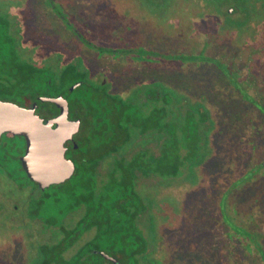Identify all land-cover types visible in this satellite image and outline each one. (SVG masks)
<instances>
[{"label": "flooded vegetation", "instance_id": "flooded-vegetation-1", "mask_svg": "<svg viewBox=\"0 0 264 264\" xmlns=\"http://www.w3.org/2000/svg\"><path fill=\"white\" fill-rule=\"evenodd\" d=\"M94 1L0 0V264H173L194 198L210 252L217 215L237 239L238 199L203 177L228 103L246 155L233 178L249 174L228 192L250 189L233 212L261 253L239 242L264 264V0H190L173 32L167 0H131L126 20Z\"/></svg>", "mask_w": 264, "mask_h": 264}, {"label": "rangeland", "instance_id": "rangeland-1", "mask_svg": "<svg viewBox=\"0 0 264 264\" xmlns=\"http://www.w3.org/2000/svg\"><path fill=\"white\" fill-rule=\"evenodd\" d=\"M165 2L164 5L167 4L166 6L168 9L161 16L159 21L166 23L170 32H173L180 27H184L186 30L190 25L188 22L192 16V11L195 9L193 5H190V0H167ZM94 5L98 7V9H104L107 13L114 15L115 20H126L123 16V12L129 11V14L132 16L136 3L133 5V1L131 0H95ZM88 6L92 8V3H89ZM147 20L149 19L147 18ZM233 32L234 31L227 30V37H232ZM183 83L182 84L184 88H188L187 86L190 84V81L188 78H185ZM228 92L230 95H236V92L232 89H229ZM227 106V109L229 110H227V121L224 122L223 119L222 123L220 122L217 124L216 128L221 129V135H218V138H215V142H217L215 150V164L210 166L211 173L207 175V178L205 175H203V177L205 180L209 181L211 185L210 189H215V194L213 190L211 193V198H215L216 196L223 199L224 195L219 194V191L227 190V195L229 197L231 196L233 199H238V203L236 204H227L228 216L231 218L232 222L238 224V227L240 228L237 229L232 227V230L238 233V240L235 237L236 235H230L233 232H231L228 227L226 235L225 230L221 225V221L217 215L214 238V254L210 252V250H208V240L210 237H208L206 226L200 229L198 226L189 228L187 225V223L192 220H196V222H198V215L201 212L198 210V204L196 198H194L193 200H190L189 203L184 204V211L188 214L184 219V222L180 218V222L182 223L180 233L177 232V234L168 235L167 244L170 243V246L168 244L167 254L169 255V260L173 264H256V261L254 260L255 255H252L251 252L248 253V251L251 249L241 244L242 242L240 238H243L246 243L252 246L254 253H256V249L259 251V254L261 253L262 246L261 244H258V238L255 236V233L249 226V224H251V226L254 225L255 221H252L248 216L245 217V215H236L233 212V209L238 210V213H240V211L244 212L246 208H251L250 205L243 202L247 199V194L249 193L250 189L248 190V188H246L245 192H240L239 194H235L233 192L230 194L228 192V189L230 190L235 184L243 183L241 181L245 180L249 174L243 175L244 179L233 178L234 173H239L241 171V166L244 165V159L246 155L243 151L244 145L241 141L240 135H237L235 133L236 131H232L231 136L228 134L232 127L241 126L243 124L234 120L235 112H232V106L229 103ZM229 137L230 140H228ZM233 151L236 152V154L238 153V156ZM224 170H226V173ZM244 185H249L248 181H246ZM200 190L204 191L203 188ZM251 194L254 196V198L257 197V188L252 189ZM202 196L203 193L201 191L200 198H202ZM261 203V208H264L263 199H261ZM217 207L216 214H218ZM255 209L256 210H254V213L257 217L260 210L259 207ZM232 214H234L235 217H233ZM258 225L263 227L262 229H259V231H261L264 235V219L261 220ZM253 227L255 228L256 226L254 225ZM187 246H190L193 249L190 252H184V255L182 256L180 250L182 247ZM182 258H185V260Z\"/></svg>", "mask_w": 264, "mask_h": 264}]
</instances>
